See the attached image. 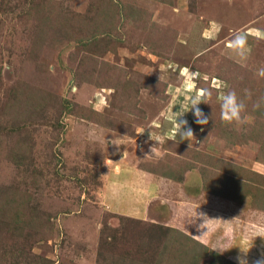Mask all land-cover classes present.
Here are the masks:
<instances>
[{
    "label": "rangeland",
    "instance_id": "obj_1",
    "mask_svg": "<svg viewBox=\"0 0 264 264\" xmlns=\"http://www.w3.org/2000/svg\"><path fill=\"white\" fill-rule=\"evenodd\" d=\"M262 68L264 0H0V264L264 259Z\"/></svg>",
    "mask_w": 264,
    "mask_h": 264
},
{
    "label": "clouds",
    "instance_id": "obj_2",
    "mask_svg": "<svg viewBox=\"0 0 264 264\" xmlns=\"http://www.w3.org/2000/svg\"><path fill=\"white\" fill-rule=\"evenodd\" d=\"M219 30V29H217ZM227 47H229L233 53L240 57L241 59H246L251 54V46L248 44V38L247 34L240 32L234 35V37L228 42ZM258 76L264 78V68L260 69L258 71ZM196 75H199L198 73ZM201 96L203 97L199 101L193 100L191 102L190 110L187 112H193L194 120L193 123L201 126H207L209 124V116L206 115L200 107H198L199 104L206 103L210 104V101L213 99V94L211 90H205ZM221 99L220 103V109H221V120L225 123L232 125L235 124L237 126H242L245 124H248L250 122V116L247 114V105L240 96L235 91H229L227 92ZM264 103V101H258L255 104L256 109L261 108V104ZM186 112V113H187ZM184 115L180 116L177 124H178V130H177V137L180 142L187 141L189 143V148L193 146L194 142H198L194 129L189 124V121L187 119H182ZM201 131H204V128L202 127L200 129ZM150 139L158 141L159 144H161L163 141L157 137L156 139H153L152 132L150 134ZM115 141V140H114ZM113 141L114 145H118ZM155 147L151 149L152 152L155 151ZM198 215L204 216L203 213H199ZM206 216H204L205 218ZM202 226V225H201ZM253 247V246H252ZM251 247V248H252ZM244 250L243 248H240L241 253L243 255L237 256L238 264H248V260L245 258L247 253L251 250ZM230 250L224 246H221L217 248V252L219 254H223L225 251ZM256 264H264V259L258 260Z\"/></svg>",
    "mask_w": 264,
    "mask_h": 264
}]
</instances>
